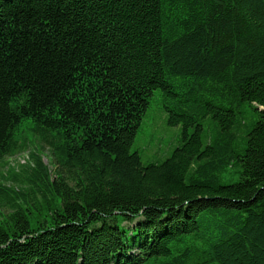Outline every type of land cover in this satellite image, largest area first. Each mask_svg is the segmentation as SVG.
Listing matches in <instances>:
<instances>
[{
  "label": "trees",
  "instance_id": "16d2710c",
  "mask_svg": "<svg viewBox=\"0 0 264 264\" xmlns=\"http://www.w3.org/2000/svg\"><path fill=\"white\" fill-rule=\"evenodd\" d=\"M155 90L181 132L143 164ZM28 148L0 264H264V0H0V161Z\"/></svg>",
  "mask_w": 264,
  "mask_h": 264
},
{
  "label": "rangeland",
  "instance_id": "374dc122",
  "mask_svg": "<svg viewBox=\"0 0 264 264\" xmlns=\"http://www.w3.org/2000/svg\"><path fill=\"white\" fill-rule=\"evenodd\" d=\"M180 132V125L169 126L167 124L160 92L155 90L149 98L148 106L142 116L131 150L139 153L143 164L158 163L168 157L179 144ZM31 153L32 149L28 148L26 151L11 157H5L0 161V177L8 179L7 185L18 186L17 182L10 178L11 174L8 169L14 167L15 170H18L20 168L19 164H24L25 161L30 160ZM42 158L53 172L56 165L47 148H44ZM4 210V207H0V212Z\"/></svg>",
  "mask_w": 264,
  "mask_h": 264
}]
</instances>
